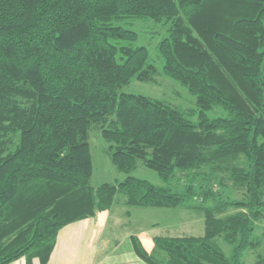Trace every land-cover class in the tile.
I'll use <instances>...</instances> for the list:
<instances>
[{"label": "trees", "instance_id": "1", "mask_svg": "<svg viewBox=\"0 0 264 264\" xmlns=\"http://www.w3.org/2000/svg\"><path fill=\"white\" fill-rule=\"evenodd\" d=\"M134 21L167 29L161 73L196 110L122 93L159 75L123 26ZM216 108L227 116L210 119ZM93 126L120 173L142 162L165 186L128 176L94 188ZM229 189L244 200L224 199ZM118 192L132 207L205 212L203 238L155 241L168 264H244L260 248L264 0H0V264H48L60 231L109 211Z\"/></svg>", "mask_w": 264, "mask_h": 264}, {"label": "crops", "instance_id": "2", "mask_svg": "<svg viewBox=\"0 0 264 264\" xmlns=\"http://www.w3.org/2000/svg\"><path fill=\"white\" fill-rule=\"evenodd\" d=\"M205 232L206 215L201 209L132 207L128 197L118 192L109 211L60 231L48 264H148L135 252L134 242L154 262L168 264L169 256L156 247V240L203 238Z\"/></svg>", "mask_w": 264, "mask_h": 264}, {"label": "rangeland", "instance_id": "3", "mask_svg": "<svg viewBox=\"0 0 264 264\" xmlns=\"http://www.w3.org/2000/svg\"><path fill=\"white\" fill-rule=\"evenodd\" d=\"M125 28L135 31L139 35L137 46L146 47L149 51L151 61L158 67L159 75L155 77L153 83L132 82L129 86L122 89V93L142 95L154 99L162 100L173 107L183 111L196 110L195 99L192 98L186 88L162 75V62L157 54L158 44L167 37V29L157 25L153 21H134ZM210 119L226 117L227 114L221 108H216L208 113ZM197 121V115L192 119ZM89 144L91 147L94 173L91 184L98 188L104 184L117 185L123 182L128 176L147 181L152 185L164 187L165 183L154 171L146 168L142 162L138 163L137 169L130 175L120 173L113 165L109 152L108 144L103 139L100 127L93 126L90 131ZM120 199L125 198L119 196ZM224 199L243 201L245 196L242 192L227 190L224 192ZM221 200H219L220 202ZM255 237L261 239V248L254 251H247L243 255L244 264H255L259 256H264V219L256 224ZM219 249L228 257L234 253V246L223 239H218Z\"/></svg>", "mask_w": 264, "mask_h": 264}]
</instances>
